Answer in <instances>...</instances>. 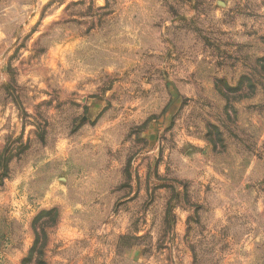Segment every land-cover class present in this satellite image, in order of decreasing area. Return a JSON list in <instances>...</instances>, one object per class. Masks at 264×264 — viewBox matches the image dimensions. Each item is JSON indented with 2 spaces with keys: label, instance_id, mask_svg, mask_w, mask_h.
<instances>
[{
  "label": "rangeland",
  "instance_id": "rangeland-1",
  "mask_svg": "<svg viewBox=\"0 0 264 264\" xmlns=\"http://www.w3.org/2000/svg\"><path fill=\"white\" fill-rule=\"evenodd\" d=\"M0 264H264V0H0Z\"/></svg>",
  "mask_w": 264,
  "mask_h": 264
}]
</instances>
